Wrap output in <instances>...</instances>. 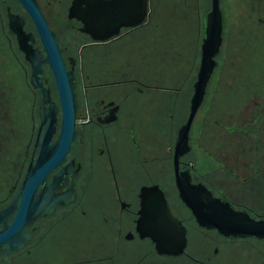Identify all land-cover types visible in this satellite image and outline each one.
I'll list each match as a JSON object with an SVG mask.
<instances>
[{
  "label": "flooded vegetation",
  "instance_id": "af4514ba",
  "mask_svg": "<svg viewBox=\"0 0 264 264\" xmlns=\"http://www.w3.org/2000/svg\"><path fill=\"white\" fill-rule=\"evenodd\" d=\"M36 2L57 34L66 68H73L76 77V128L80 135L62 165L47 176L52 182L53 175L72 160L71 171L54 191L68 192L72 186L74 196L22 228L29 239L15 251L0 253V264H264V240L227 237L201 227L178 196L175 142L189 116L201 58L203 20L211 0H204L202 6L208 5V9L201 16L200 40L186 46L181 82L173 74L161 81L154 77L156 69L162 67L154 65L155 46L160 45L157 40L150 42L148 52H142V26L149 21L152 0L142 24L120 27L117 35L105 41H95L82 30L86 3ZM119 2L135 9L141 0ZM219 3L223 31L217 63L190 125L189 148L178 157L179 171H188L192 184H203L236 210L263 218L264 0ZM72 7L74 15L69 17ZM98 14L97 10L96 19ZM10 15L22 16L24 30L32 32L35 45H40L21 3L0 0V55L8 61L0 64V88L4 90L0 92V112L4 103L10 111L15 95L18 112L14 113L21 122L22 115L27 116V109L20 112L22 106L37 102L39 126L41 91L30 84V65L10 29ZM50 21L58 27L53 28ZM105 34L103 30L97 35ZM153 36L158 37L151 32L149 37ZM16 52L22 57L19 66L12 58ZM169 69L177 71L174 66ZM44 77L52 100L59 105L52 73L44 72ZM7 132L21 140L9 139ZM57 133L58 128L54 137ZM0 136L1 209L14 199L18 181L21 176L23 180L39 149L35 138L31 142L21 128L0 129ZM153 186L163 193L171 214L185 228L186 243L178 255L158 253L155 242L142 230L141 192L143 187Z\"/></svg>",
  "mask_w": 264,
  "mask_h": 264
},
{
  "label": "water",
  "instance_id": "95a60500",
  "mask_svg": "<svg viewBox=\"0 0 264 264\" xmlns=\"http://www.w3.org/2000/svg\"><path fill=\"white\" fill-rule=\"evenodd\" d=\"M18 1L28 13L40 42V45H35L34 34L24 30L25 20L22 16L10 15V29L15 33L18 48L30 65V84L41 91L39 126L34 144L39 150L28 165L14 199L0 209V253H10L22 247L29 239L28 234L22 233V228L32 224L39 216L51 213L57 205L73 199L72 186L68 192L54 191L65 174L71 171L72 160L53 175L52 182L47 181V176L62 165L72 142L80 135V130L76 128L79 105L75 72L73 68H66L57 34L48 26L36 0ZM80 1L88 6L85 9L87 13L81 18L84 23L82 30L95 41L114 37L119 33L120 27L142 24L148 15L149 0H141L135 9L120 4L119 0L115 3L114 0ZM97 10L99 14L96 19ZM73 15L74 7L70 9L69 17ZM203 23L201 58L193 84L190 112L186 122L179 128L175 142L174 169L178 196L201 227L214 229L227 237L264 240V217L255 218L246 211L236 210L229 202L215 197L203 184H192L188 171H179L178 157L189 148L190 125L204 99L217 63L215 56L221 45L223 31L219 0H211V8L204 16ZM103 30L105 35H97ZM45 66L52 73L59 105L52 100L50 89L45 86ZM57 128L58 133L54 137ZM39 185L41 189L38 191ZM141 198L140 224L145 226L142 228L145 235L155 242L157 252L170 255L182 253L186 231L180 220L171 214L163 193L156 186L143 187ZM9 217L11 221L7 223ZM3 245L5 248H2Z\"/></svg>",
  "mask_w": 264,
  "mask_h": 264
},
{
  "label": "trees",
  "instance_id": "16d2710c",
  "mask_svg": "<svg viewBox=\"0 0 264 264\" xmlns=\"http://www.w3.org/2000/svg\"><path fill=\"white\" fill-rule=\"evenodd\" d=\"M203 5H205L204 0H152L149 21L142 26V52L144 54V51H149L152 41L157 40L160 43L158 47L155 46L157 53L154 65L156 68L162 67L157 68L154 74V71L151 72V76L153 74L158 81L166 80L171 74L177 76L179 82L184 80L180 71L185 65L186 46L190 42L194 43V40H200L203 29L201 16L208 9V5L207 8H202ZM31 29L34 30L32 23ZM151 32L157 34L158 37H149ZM145 34L148 35L144 36ZM37 41L40 44L39 39ZM170 66H174L177 71L174 69L167 71V67ZM45 67V72L51 75L50 69ZM21 180L22 176L18 181V186Z\"/></svg>",
  "mask_w": 264,
  "mask_h": 264
},
{
  "label": "rangeland",
  "instance_id": "374dc122",
  "mask_svg": "<svg viewBox=\"0 0 264 264\" xmlns=\"http://www.w3.org/2000/svg\"><path fill=\"white\" fill-rule=\"evenodd\" d=\"M199 16V15H198ZM51 22V26L53 28H57L59 24H56L55 21H50ZM67 42L66 38L62 37L61 38V43L65 44ZM12 58L14 59V63L17 64V66H19V62L20 60H22V57L16 52V54L14 53L12 55ZM8 61L6 59V57L3 55H0V64H6ZM25 64V63H24ZM0 92H4V90L2 88H0ZM82 95V91L80 90L79 93V101L81 103L82 98L80 97ZM13 97H16L15 95ZM11 98L14 102L18 101V98ZM11 101V108L10 111L6 109V103L3 104L4 107V111L1 110L0 112V129H5V130H10V131H15L16 129H23L25 131V134L28 135L29 140L31 142H33L34 138H35V133L38 127V120H37V116H36V107L38 105V103H35V106L30 105L27 106V108H25V106H22V108L20 109V112H24L27 109V116L26 115H22V120L20 122V120L15 116V113L17 111L16 106L14 103ZM35 107V108H33ZM14 108V109H13ZM15 110V111H14ZM18 112V111H17ZM35 114V116H34ZM11 132H7V134H10ZM11 135V136H10ZM9 135V139L14 138V141L17 140H21V137L15 138L16 136L10 134ZM0 138H2L0 136ZM207 158L204 156L203 160H206ZM219 172H217V178L220 177V175L218 174ZM20 184V183H19Z\"/></svg>",
  "mask_w": 264,
  "mask_h": 264
}]
</instances>
